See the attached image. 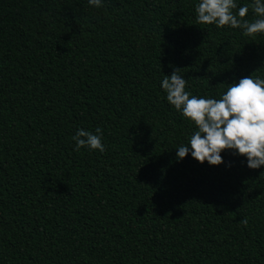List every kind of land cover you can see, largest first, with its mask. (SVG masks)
<instances>
[{
	"label": "trees",
	"instance_id": "obj_1",
	"mask_svg": "<svg viewBox=\"0 0 264 264\" xmlns=\"http://www.w3.org/2000/svg\"><path fill=\"white\" fill-rule=\"evenodd\" d=\"M198 3L0 0V264H264V167L176 156L197 129L162 75L216 99L264 79V34ZM97 127L105 151H75Z\"/></svg>",
	"mask_w": 264,
	"mask_h": 264
},
{
	"label": "clouds",
	"instance_id": "obj_2",
	"mask_svg": "<svg viewBox=\"0 0 264 264\" xmlns=\"http://www.w3.org/2000/svg\"><path fill=\"white\" fill-rule=\"evenodd\" d=\"M88 3L96 8L104 7V0H88ZM249 10L257 17L253 21L246 19ZM195 13L196 24L242 29L248 37L264 34V0H252L238 10L236 0H199ZM181 70L173 68L170 76L162 75L160 84L169 105L197 129L188 145L176 150L177 159L191 153L198 163L219 166L223 163L221 153L228 150L246 158L249 169L264 167V79L246 76L238 83L227 85L226 91L216 99L192 95ZM72 139L75 151L81 148L105 151L100 127L95 129V134L78 129ZM240 224L247 227L248 218L240 220Z\"/></svg>",
	"mask_w": 264,
	"mask_h": 264
}]
</instances>
